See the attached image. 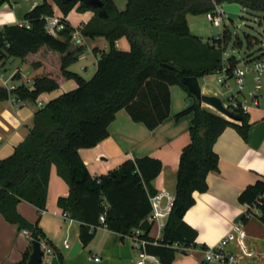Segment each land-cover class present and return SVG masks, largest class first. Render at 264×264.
<instances>
[{"label": "trees", "instance_id": "trees-1", "mask_svg": "<svg viewBox=\"0 0 264 264\" xmlns=\"http://www.w3.org/2000/svg\"><path fill=\"white\" fill-rule=\"evenodd\" d=\"M5 1L0 0V6ZM102 1V7H94L85 0H53L65 16L74 8L93 11L83 35L92 39L102 36L109 42V50L101 54L91 79L70 70L86 47L73 44L74 27L65 17L63 30L56 35L48 32V18L55 14L49 0L29 11L26 23L0 26V62L20 58L33 68L43 67L32 86L21 73L15 74L13 79L21 84L11 91L0 86L1 99L13 96L37 102L42 94L62 88L67 80L77 83L75 89L40 107L25 139L12 155L0 159V212L7 221L28 230L32 242L20 264H28L34 241L53 246L39 223L28 221L18 211L21 201L36 206L39 216L46 209L52 165L69 186V194L61 196L58 205L80 222V238L85 246L100 226L124 236L140 228L142 237L153 239V226L147 218L152 211L150 197L158 192L153 181L163 169L162 161L150 156L129 159L108 174L94 177L79 153L81 148L94 147L110 135L109 127L119 111L125 110L133 121L154 130L171 116L172 86H181L195 98L191 106L175 115L176 119L193 115L191 140L180 157L176 199L163 240L159 245L146 246L160 264L173 263L178 252L174 243L186 248L196 246L198 232L184 216L196 203L194 194L208 190L209 173L219 170L214 147L220 135L232 126L245 139L249 136L248 113L237 108L233 112L241 118L233 120L212 112L183 83L184 77L201 78L219 72L225 65L231 74L239 65L236 57H230L227 63L223 58L232 37L228 29L219 38L204 40L192 33L188 15L206 14L215 4L226 3H239L242 8L264 14V0H127L123 11L113 0ZM123 37L130 42L129 50L116 45ZM247 41L253 44L251 36ZM46 49L53 52L45 56ZM239 201L249 206L242 221L246 222L257 209L264 223V178L246 187ZM59 258L64 264L61 253Z\"/></svg>", "mask_w": 264, "mask_h": 264}, {"label": "crops", "instance_id": "crops-1", "mask_svg": "<svg viewBox=\"0 0 264 264\" xmlns=\"http://www.w3.org/2000/svg\"><path fill=\"white\" fill-rule=\"evenodd\" d=\"M49 1L53 3V0ZM113 1L119 10L126 9L127 0ZM42 2L43 0H6L0 6V26L26 23V14ZM54 9V16L65 17L74 28L86 25L94 16L91 10L77 12L74 8L65 16L55 4ZM8 16L12 19H7ZM190 16L192 15H188V22L191 28ZM104 38L85 37L86 47H90L95 54V72L101 54L109 50V42L104 44ZM100 41L103 47L98 45ZM116 45L122 50L130 49V42L126 37L119 39ZM87 51L86 49L80 59L88 56ZM52 52L46 49L43 54L47 56ZM88 67V64H83L80 70L88 71ZM42 72L43 67L33 68L20 58H10L5 63L0 62V86L5 87V82L20 85L21 81L13 79L17 73H21L29 82ZM74 72L84 77L80 72ZM210 75L212 74L199 78L200 84L202 79ZM76 87L75 80H67L62 88L42 94L44 101H41L46 104ZM201 87L203 93L216 95L224 100V90L218 81L207 80L205 86L201 84ZM171 93V116L156 129L151 130L145 124L133 121L125 110H121L111 123L110 135L106 139L94 147L79 150L92 176L108 174L126 160L150 156L163 163L161 173L153 181L154 188L157 191L176 193L180 157L191 140L189 130L193 115L180 119H176L175 115L191 106L195 98L179 85L172 86ZM12 98L13 96L5 100L0 98V159L12 155L15 147L25 139L33 125L34 115L40 108L37 102L13 101ZM203 106L220 114L205 103ZM248 114L251 128L247 139L236 128L229 126L216 142L214 149L219 156V170L209 173L208 190L194 194L196 203L184 216L185 221L198 232L196 246L189 247L185 252L178 251L172 264H228L224 261L208 262L205 249L218 244L230 233L233 236L225 250L235 258L237 264H264V223L257 209H253L254 214L246 222L242 221L249 206L239 201V195L246 187L264 178V107L261 99L258 105H252ZM68 194V184L58 174L56 165H52L47 206L41 215L39 216L37 207L28 201L18 204L20 214L32 223L38 222L53 244H46L51 250L44 254L41 264H60L59 253L64 257V264H136L139 249L130 235L124 236L100 226L91 243L84 245L80 238V222L70 215L65 216L58 205V199ZM239 223H243L242 236L234 231ZM154 228L150 232L151 237L157 234ZM25 231L28 230H22L17 224L7 221L0 212V264L21 263L32 245L31 238Z\"/></svg>", "mask_w": 264, "mask_h": 264}, {"label": "built area", "instance_id": "built-area-1", "mask_svg": "<svg viewBox=\"0 0 264 264\" xmlns=\"http://www.w3.org/2000/svg\"><path fill=\"white\" fill-rule=\"evenodd\" d=\"M224 4H215V8L205 15L209 21L215 26H223L227 18V12L224 10ZM66 26L64 18L53 16L48 18L46 28L49 33L56 35L59 31L63 30ZM85 25L75 27L72 34V41L76 45L85 44V36L82 31ZM220 35L216 36L219 38ZM220 76L218 82L223 88V95L227 96V101L223 100L224 105L234 111L237 108H241L244 113H249L252 105H258L260 103V91L264 90V52H262L260 58L253 61H245L243 65H238L231 74L227 73V66L225 65L222 70L219 71ZM251 74V80L253 81V87L246 94L248 89L247 75ZM234 79L236 87L232 86L230 80ZM32 86L34 81L28 82ZM4 86L9 90H14L16 85L4 83ZM250 99V101H249ZM13 101H20L13 97ZM40 107L45 105L41 100L38 102ZM221 114V113H220ZM223 115V114H222ZM225 116V115H224ZM176 199V195L168 190H160L155 195L150 197L152 204V211L148 216L147 220L156 229V236L149 239L142 237L144 233L142 229H135L130 237L133 239L135 246L139 249V258L136 264H160V259L146 250L148 244L159 245L163 240V230L165 228L167 219L172 211ZM166 200V202H165ZM261 203V200H258ZM65 216L69 214L64 212ZM101 220H105V215L101 216ZM234 231L238 232L241 236L244 235L243 223H239L234 227ZM26 234L30 235V232L25 231ZM233 234L230 233L223 238L218 244L207 247L205 249V258L208 262L224 261L228 264H237L235 258L228 254L225 250V246L232 238ZM68 245V242H66ZM173 247L177 248L179 252H185L188 248L182 247L179 243H174ZM43 253H47L51 250L45 243H42ZM99 260V258H96Z\"/></svg>", "mask_w": 264, "mask_h": 264}, {"label": "rangeland", "instance_id": "rangeland-1", "mask_svg": "<svg viewBox=\"0 0 264 264\" xmlns=\"http://www.w3.org/2000/svg\"><path fill=\"white\" fill-rule=\"evenodd\" d=\"M74 13H76V11H74ZM190 20L192 23V27H191L192 33L198 35L204 40L222 34L225 29H228L231 32L232 34L231 41L227 46L225 52L223 53V58L226 63L230 57H236L237 60H239V65L241 66L245 61L247 60L253 61L262 52H264V14L262 13L253 12L248 9L242 8L240 17L238 19L236 20L226 19L223 26H215L211 21L207 19L205 14L192 15L190 16ZM247 36H251L253 40L252 45L248 43ZM102 40H104V44L106 45L108 44L106 38ZM238 41L242 43L241 46L238 45ZM73 44L76 45L74 42ZM98 45L103 47L101 41ZM83 46L86 47V43ZM86 49L88 50L86 52L88 53V56L72 64L70 66V70L80 72L85 79H91V77L95 74V70L93 69H95L96 58H95V54L90 50V47L89 48L86 47ZM83 64H88L89 66L88 71L80 70ZM219 76H220V72L213 73L212 75L208 76L206 79H202L201 84L205 86V82L207 80L218 81ZM251 77H252L251 74L247 75V79L249 81L247 84L248 89L246 90V94L253 87V81L251 80ZM15 81L20 82V80H15ZM230 83L232 86L236 87V82L234 79H231ZM259 93L261 97V105L264 107V90H261ZM43 99L44 98L40 96L37 100V103ZM223 99L226 102L227 96H224ZM154 232H156L155 228H154Z\"/></svg>", "mask_w": 264, "mask_h": 264}, {"label": "water", "instance_id": "water-1", "mask_svg": "<svg viewBox=\"0 0 264 264\" xmlns=\"http://www.w3.org/2000/svg\"><path fill=\"white\" fill-rule=\"evenodd\" d=\"M85 3L94 7H102V0H85ZM224 10L227 12V18L229 20H236L240 17L242 6L239 3H226L224 4ZM183 83L188 87L190 92L201 99L203 103L213 107L219 113L233 119L240 120V116L232 110L228 109L223 100L216 95H208L203 93L199 78L196 76H187L183 78ZM43 248L42 243L39 241L33 242V250L28 260V264H41L43 261Z\"/></svg>", "mask_w": 264, "mask_h": 264}, {"label": "clouds", "instance_id": "clouds-1", "mask_svg": "<svg viewBox=\"0 0 264 264\" xmlns=\"http://www.w3.org/2000/svg\"><path fill=\"white\" fill-rule=\"evenodd\" d=\"M7 19H9V20H10V19H12V17H11V16H8V17H7Z\"/></svg>", "mask_w": 264, "mask_h": 264}]
</instances>
